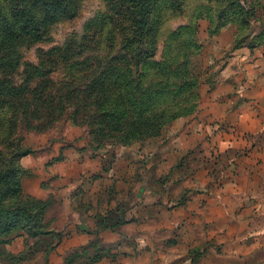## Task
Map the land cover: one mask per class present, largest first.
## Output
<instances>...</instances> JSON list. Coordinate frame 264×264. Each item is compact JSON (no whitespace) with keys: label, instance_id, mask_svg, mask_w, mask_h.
<instances>
[{"label":"rangeland","instance_id":"obj_1","mask_svg":"<svg viewBox=\"0 0 264 264\" xmlns=\"http://www.w3.org/2000/svg\"><path fill=\"white\" fill-rule=\"evenodd\" d=\"M150 2L152 8L142 31L123 26L122 35L112 22L100 29L105 15L113 14L106 10L107 0H78V13L54 21L49 37L19 46L23 64L18 70L0 67L1 101L14 95L21 80L18 72L27 62L38 63L39 47L61 46L70 38L82 42L87 34L89 39L101 36L102 42L91 49L103 55L112 51L127 54L126 65L116 61L107 70L114 69L116 80L124 74L129 77L128 90L138 100L137 109L147 100L155 101L149 108L145 106L147 113L165 124L161 129L155 127V136L140 140L138 132L143 129L123 100L117 99L116 93L126 84H95L92 92L105 90L109 96L108 101L98 100L95 109L108 114L104 121L93 125L68 113L45 132L25 131L22 142L28 151L7 163L0 156V264H124V251L139 252L133 242L142 236L150 241L148 256L152 259L144 264H203L205 247L199 244H192L184 256L172 261L159 260L166 249L189 234L183 222H187L188 207L196 193L183 184L201 169L214 178L212 183H225L223 174H237L238 158L248 150L230 146L209 152L203 139L190 147L175 146L181 136L176 130L208 112L211 119H217L213 114L223 99L241 92L236 79L245 71L237 72V51L248 48L253 54L264 44V5L251 0H239V4L233 0ZM6 7L5 0H0V20ZM2 54L9 55L0 46ZM140 58H144L141 65ZM232 61L236 73L226 76ZM137 75H141L140 89L134 83ZM244 86L242 92L246 93ZM222 91L226 94L214 101L213 95ZM12 112L11 103L0 106V150L6 153L12 151L7 142L17 137L8 134ZM129 126L136 135L129 136L127 143H114L118 136L114 130L120 136L126 130L130 135ZM262 138L264 133L259 134V140ZM184 140L188 142V138ZM6 166L9 169L3 176ZM159 196L170 199L165 204L170 210L176 206L186 210L178 215L180 226L159 229L161 219L172 224L174 217L168 213L158 217L153 209L143 217L131 216L136 205ZM29 209L32 220L27 222L23 213ZM126 223L132 224L126 230L129 235L121 233ZM146 223L149 231L144 233L141 225ZM198 233L203 231L198 229ZM125 237L126 243L120 242Z\"/></svg>","mask_w":264,"mask_h":264},{"label":"crops","instance_id":"obj_2","mask_svg":"<svg viewBox=\"0 0 264 264\" xmlns=\"http://www.w3.org/2000/svg\"><path fill=\"white\" fill-rule=\"evenodd\" d=\"M261 1L264 4V0ZM237 55V72L245 71L243 76L236 79L241 92L235 97L230 95L228 99H223L222 106L214 109L213 115L217 119H211L208 112L204 118L190 121L187 125H178L176 131L181 136L175 146L186 148L203 139L204 147L209 152L216 147L224 150L230 146L248 152L238 158L237 174H223L222 180L226 181L219 186L212 183L214 178L206 169H201L192 179L182 183L183 188L191 187L196 193L190 202L194 207H188L190 214L186 218L187 222H183V229L189 231V234L166 249L167 253L165 251L159 259L163 263L184 256L192 244H199L205 247L201 257L203 264H225L229 260L237 261L236 264H264V138L259 140V134L264 133V44L257 47L253 54L248 48H242L237 51ZM232 63L228 66L226 76L236 73L231 67ZM226 80L227 77L223 81ZM244 85L247 86L246 93L242 92ZM225 94L224 91L216 93L213 100ZM246 100L250 102L245 103ZM210 135L211 141L208 140ZM186 138L188 142L184 140ZM168 200L159 196L155 201L138 204L131 211V216L143 217L148 209L155 210L158 217L168 213L174 217V222L165 224L161 219L158 227L174 229L182 224L178 215L186 210L177 206L170 210L167 207ZM129 224L122 226L121 233L130 234L126 233L132 227ZM141 226L144 233L149 231L147 223ZM198 229L203 233H198ZM127 239L125 237L120 242L126 243ZM135 240H138L133 243L139 252L124 251V264L152 261L148 256L149 239L142 236Z\"/></svg>","mask_w":264,"mask_h":264},{"label":"trees","instance_id":"obj_3","mask_svg":"<svg viewBox=\"0 0 264 264\" xmlns=\"http://www.w3.org/2000/svg\"><path fill=\"white\" fill-rule=\"evenodd\" d=\"M233 1L239 4V0ZM251 3L264 5L261 0H251ZM77 4L78 0H5L7 7L2 10L3 19L0 20V46L9 55L0 56V67L18 70L23 64V57L18 52L19 46L29 42L38 43L49 37L51 24L63 15L71 18L75 16L79 11ZM107 4V12L113 14L105 15L100 29L103 30L106 22H112L122 35L123 26L142 31L152 8L150 0H107ZM16 22L18 24L15 25ZM4 29H7V32ZM89 37L87 34L82 42L70 38L65 44L47 50L39 47L38 63L27 62L24 69L18 72L21 80L14 88V95L4 96L0 101V106L12 104L13 112L9 116L7 128L9 135H17L7 142L12 151L6 153L0 150V156L5 157L6 163L23 151H28L22 142L25 139V131L45 132L53 128L64 114L69 113L78 121L80 118L87 119L93 125L104 121L108 114L101 115L95 109L100 100L108 101L109 96L105 90L97 94L92 92V86L95 84L105 87L126 84L116 95L117 99L123 100L127 105L131 117L143 129L138 132L140 140L155 136V127L161 129L165 126L164 123L158 122L153 114L147 113L145 106L149 108L155 101L147 100L145 106L137 109L138 100L128 90L129 77L124 74L116 80L114 69L107 70V67L116 61H122L126 65L129 62L127 54L117 55L115 51L107 55L100 54L99 50L94 51L91 47L102 42L101 36L93 39ZM124 38L125 36H121L122 41ZM143 60L140 58L138 63L141 65ZM134 83L139 88L141 75L135 76ZM144 107L146 110L142 111ZM172 115L173 113L170 118ZM111 131L113 129L108 132ZM114 131L118 136L112 141L116 144L127 143L129 136L136 135L131 126L128 128V131H133L130 135L129 132L125 133L127 130L122 133L123 136H120L119 131ZM16 150L18 152H15ZM5 169L3 176L9 168L6 166ZM40 213H43L42 208ZM23 215L27 222L32 220L30 209Z\"/></svg>","mask_w":264,"mask_h":264}]
</instances>
